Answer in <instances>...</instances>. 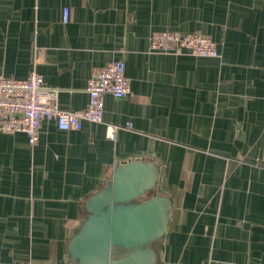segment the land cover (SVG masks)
<instances>
[{"label": "crops", "instance_id": "crops-1", "mask_svg": "<svg viewBox=\"0 0 264 264\" xmlns=\"http://www.w3.org/2000/svg\"><path fill=\"white\" fill-rule=\"evenodd\" d=\"M161 31L220 55L151 53ZM117 60L131 94L105 97L104 123L45 122L33 147L0 135V262L70 264L84 203L143 160L173 202L154 264H264V0H0V74L38 71L61 109L86 108L93 72Z\"/></svg>", "mask_w": 264, "mask_h": 264}, {"label": "water", "instance_id": "water-1", "mask_svg": "<svg viewBox=\"0 0 264 264\" xmlns=\"http://www.w3.org/2000/svg\"><path fill=\"white\" fill-rule=\"evenodd\" d=\"M173 202L143 160L118 164L84 203V220L67 245L70 264H154L151 243L170 225Z\"/></svg>", "mask_w": 264, "mask_h": 264}, {"label": "built area", "instance_id": "built-area-1", "mask_svg": "<svg viewBox=\"0 0 264 264\" xmlns=\"http://www.w3.org/2000/svg\"><path fill=\"white\" fill-rule=\"evenodd\" d=\"M63 21L69 22V10H64ZM149 51L174 56L217 58L216 43L200 33L183 34L169 31L155 32L150 37ZM89 97L86 108L66 111L60 108L59 91L48 88L38 71L19 80L0 74V135L23 133L33 147L39 140L45 122H54L58 130L80 131L85 123H104L105 97L122 99L131 94L130 80L122 60L110 62L93 72L88 80ZM114 139V135L110 137ZM0 264H32L30 262H0Z\"/></svg>", "mask_w": 264, "mask_h": 264}]
</instances>
